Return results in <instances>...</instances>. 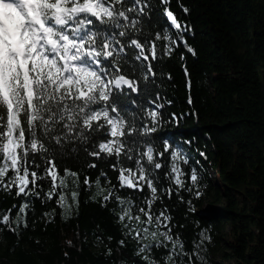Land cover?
<instances>
[{
    "label": "trees",
    "instance_id": "1",
    "mask_svg": "<svg viewBox=\"0 0 264 264\" xmlns=\"http://www.w3.org/2000/svg\"><path fill=\"white\" fill-rule=\"evenodd\" d=\"M35 7L75 69L0 61V264H264V0Z\"/></svg>",
    "mask_w": 264,
    "mask_h": 264
},
{
    "label": "rangeland",
    "instance_id": "2",
    "mask_svg": "<svg viewBox=\"0 0 264 264\" xmlns=\"http://www.w3.org/2000/svg\"><path fill=\"white\" fill-rule=\"evenodd\" d=\"M25 21L26 18L24 17V15L22 17H17L12 19V23L15 24L17 27L21 26V25H25ZM27 27H30L29 24H26ZM29 25V26H28ZM18 31V30H17ZM9 35H7L6 30L1 29L0 28V53H7L9 46H7L8 43V38ZM11 40V39H10ZM21 48H22V44H21ZM38 50H41V48H39ZM22 52H23V48H22ZM68 61V63L66 64L67 69L72 68V58L71 55L69 57H65ZM86 74L84 75V77H87V72H85ZM79 78V77H77ZM129 87L130 83L127 80H123L119 83V87ZM86 94L83 93V96H85ZM111 135L112 136H116L118 133V123L116 121L111 120ZM103 150L107 153H111L113 150H115V146L114 143H108L103 145ZM67 203H70V200L67 199L66 200ZM132 221V222H131ZM129 222H131V226H132V231H135V237H137L139 239V242H141V248L145 249L147 247V244L149 242V240H152V238H155V233H151L150 229H149V224L150 221L147 222V224L141 226L142 224H140V222L138 221V219H132ZM156 229L159 231V234L162 236V238L166 241V242H170V239L166 236V231L164 229V225L162 224V222L157 221V223L155 224ZM216 263L218 264H234L233 262H228V263H222L219 259L215 260Z\"/></svg>",
    "mask_w": 264,
    "mask_h": 264
}]
</instances>
